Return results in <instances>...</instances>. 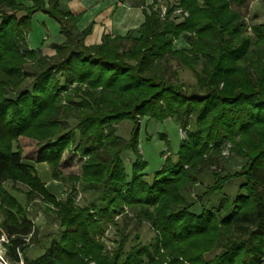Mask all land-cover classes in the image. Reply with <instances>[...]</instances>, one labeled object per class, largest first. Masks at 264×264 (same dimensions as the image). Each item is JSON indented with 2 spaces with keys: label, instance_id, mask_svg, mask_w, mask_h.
<instances>
[{
  "label": "trees",
  "instance_id": "16d2710c",
  "mask_svg": "<svg viewBox=\"0 0 264 264\" xmlns=\"http://www.w3.org/2000/svg\"><path fill=\"white\" fill-rule=\"evenodd\" d=\"M29 1L31 6L0 0V203L7 209L0 238H6L7 264H88L90 258L97 264H264V24L249 33L231 0H179L188 13L180 23L169 20L174 8L162 21L161 11L152 7L139 28L88 45L93 24L79 31L81 16L62 11L64 0ZM38 12L61 26L64 41L52 46V57H39L27 43ZM179 39L190 48L175 50ZM170 56L194 72V85L166 77ZM28 61L40 69L38 78L31 90L10 96L24 82ZM63 116L76 119L75 127L63 124ZM173 117L187 138L177 160L167 158L148 181L139 121ZM125 120L135 124L126 145L112 128ZM20 137L39 142L37 162L51 166L55 181L64 152L75 145L85 159L80 181L98 193L99 202L81 209L72 196L62 200L50 193L23 162L21 150L13 149ZM226 142L244 165L234 173L223 168L222 175L212 174L213 183L190 202L189 189L201 187L202 174L222 164ZM128 151L135 157L130 172L122 157ZM9 180L30 187L29 201L39 195L63 229L40 258L28 257L38 230L5 188ZM230 180L242 183L223 204ZM126 208L151 223L156 243L126 252L123 239L106 254L97 238Z\"/></svg>",
  "mask_w": 264,
  "mask_h": 264
},
{
  "label": "rangeland",
  "instance_id": "374dc122",
  "mask_svg": "<svg viewBox=\"0 0 264 264\" xmlns=\"http://www.w3.org/2000/svg\"><path fill=\"white\" fill-rule=\"evenodd\" d=\"M26 6H31L29 0H16ZM119 2L127 1L131 6L144 5L145 8L152 6L154 10L161 11V19L165 21L169 11L174 8L170 16V21L174 23H180L188 17V13L180 6L179 0H118ZM232 9L238 12L245 20L248 26V32L250 33V27L258 24H264V0H231ZM67 6L64 3L61 4L60 9L67 11ZM162 12L164 14H162ZM60 24L50 17L48 14L38 12L33 16L29 23L27 30V43L33 49H38L39 57H52L56 52L52 49L54 44H61L64 41V37L60 34ZM87 44H89L87 42ZM93 44V43H91ZM130 44L127 46L129 48ZM189 45L184 39L175 41L174 49L183 50L189 49ZM165 63V62H163ZM167 73L166 77L171 79L172 82L183 83L189 88L196 83L195 74L184 64L170 56L166 61ZM200 71V70H199ZM24 82L17 90H9V95L13 97L19 96L21 93L32 89L35 80L40 74V69L36 67V64L32 61H28L25 64L23 70ZM76 85H73L75 87ZM63 96V95H62ZM64 97V96H63ZM62 105L66 106L67 102L63 99ZM61 121L69 129H72L77 124L76 119L61 118ZM140 128L139 132V150L143 157V160L147 163L144 175L146 180L151 181L154 175L160 171L164 166L167 158L172 161L177 160V154L180 149V145L183 140L187 138V131L178 127L175 122V118H169L164 122L148 121L147 119H141L138 124ZM112 128L115 131L116 136L122 139L124 145L131 141L132 132L134 131L135 124L132 121L125 120L116 124H113ZM78 139V137H77ZM13 149L21 150L23 156V162L34 168L37 175L40 177L43 183L48 182V190L54 194L58 199H66L72 196L75 206L77 208H91L92 205H96L98 200V193L93 190L84 188L83 183L80 181L82 176V166L85 162L75 150V145L66 150L62 156V160L59 166V172L61 178L59 181L53 182V170L51 166L46 163H38V154L40 150V144L37 140L29 137H20L13 144ZM221 162L222 164L213 165L211 171L204 172L202 174L201 183L202 186L196 187L197 189L190 188L191 193L190 202L195 201L196 195L202 191V188L208 184L213 183V175H222L225 171L234 173L241 170L244 165V160L238 157L233 151V144L226 142L221 147ZM122 157L125 161L128 172L131 171L132 163L135 159L131 151L124 152ZM55 181V180H54ZM242 180H230L225 188V194L222 197L223 204L227 201H231L237 194L238 188L241 185ZM5 188L12 194V196L18 201V203L26 210L29 218L33 220L38 234L31 242L29 239L26 242L30 243L28 251V257L31 259L40 258L45 251L51 246L53 241L59 240L62 236L63 229L60 227V223L57 221L53 209L47 207L41 197L36 195L30 200L27 196L31 191L30 187L21 181L9 180L5 184ZM196 210L200 211V207L196 206ZM125 214L115 218V224L110 225L103 233L98 237L105 247L106 254H113L119 247V244L123 239L126 240L124 249L126 252L132 250V248L140 246H150L156 243L157 232L152 227L151 223L139 218L136 212H132L125 209ZM6 208L1 207L0 203V223L7 217L5 214ZM93 213V211H92ZM5 237L0 238V257L4 258L5 250L3 243ZM165 251L161 250L163 254ZM219 251L214 252L211 256H214ZM167 261L170 259L166 257ZM2 260L0 259V263ZM88 264H97L96 261L86 259ZM10 264V263H9ZM23 264V263H21Z\"/></svg>",
  "mask_w": 264,
  "mask_h": 264
},
{
  "label": "crops",
  "instance_id": "0c3cea01",
  "mask_svg": "<svg viewBox=\"0 0 264 264\" xmlns=\"http://www.w3.org/2000/svg\"><path fill=\"white\" fill-rule=\"evenodd\" d=\"M62 3L68 7L67 11L81 16L77 25L79 31L93 24L92 34L86 39L88 45L100 43L104 35L125 36L129 31L139 28L152 8L150 5L148 8L144 5L131 6L127 1L118 0H64ZM45 184L48 186V182Z\"/></svg>",
  "mask_w": 264,
  "mask_h": 264
},
{
  "label": "built area",
  "instance_id": "2783aa9c",
  "mask_svg": "<svg viewBox=\"0 0 264 264\" xmlns=\"http://www.w3.org/2000/svg\"><path fill=\"white\" fill-rule=\"evenodd\" d=\"M164 13L162 12V14H164ZM0 259L2 260V262L0 264H7V262L4 260V258L0 257Z\"/></svg>",
  "mask_w": 264,
  "mask_h": 264
}]
</instances>
